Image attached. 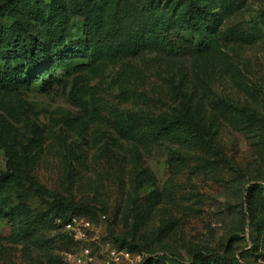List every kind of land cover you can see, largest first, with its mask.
Returning <instances> with one entry per match:
<instances>
[{
	"label": "rangeland",
	"instance_id": "1",
	"mask_svg": "<svg viewBox=\"0 0 264 264\" xmlns=\"http://www.w3.org/2000/svg\"><path fill=\"white\" fill-rule=\"evenodd\" d=\"M203 4L213 22L197 14L174 53L160 39L177 33L186 0H19L4 9L0 25L28 43L85 35L93 50L49 58L47 73L61 81L51 90L41 80L0 90V138L34 182L3 184L0 264H69L70 215L144 261L161 259L153 264H264V0ZM8 171L0 153V176ZM252 186L261 189L250 210Z\"/></svg>",
	"mask_w": 264,
	"mask_h": 264
},
{
	"label": "trees",
	"instance_id": "2",
	"mask_svg": "<svg viewBox=\"0 0 264 264\" xmlns=\"http://www.w3.org/2000/svg\"><path fill=\"white\" fill-rule=\"evenodd\" d=\"M18 1L19 0H9L4 5V7H0V15H3L5 8L10 9L11 11V7ZM28 1L30 4H37V0ZM186 3L188 13L185 15L183 22L181 23V27L177 29V33L175 35H171L170 32H167L160 39V45L166 52L174 53L181 50V41L179 40V38L182 37L181 31L189 32L194 28L195 25L193 23L197 14L205 15V22H213V20L206 14L208 12L205 5L203 4V0H186ZM202 11H204L205 14L202 13ZM15 30V26L5 28L3 25H0V90H12L18 87L27 86L40 80L43 82L45 88L51 90L53 87L60 85L61 81L54 75L47 73L46 66L50 63V59H55L58 53L64 56L65 54L72 55L77 50H84L87 53L93 50L85 35L77 39H65L57 44L49 43L46 45L38 43L37 45H34L28 43V41L24 39L22 35H19V33ZM206 44V41H202L200 44L198 43L196 48L202 50L207 46ZM188 45L189 43H186V46ZM182 122L186 125L188 131L195 132L199 135L202 134V132L199 131L189 119H185ZM153 133L160 139H166L167 136H170L169 133L159 129H154ZM0 153L4 154L9 166V171L0 176V200L3 199L5 195L3 184L6 180H24L31 187H34V182L31 176L23 175L15 168L12 162V157L1 138ZM259 189H261V186H252L247 190L246 200L250 210L254 205L253 200L255 198V194ZM38 193L40 196L51 200L55 204H61L62 208H66L68 213H72V211H74V208L71 205H69L64 199L54 192L48 191L45 188H39ZM5 214V209L1 208L0 216H4ZM11 215H14V213ZM74 217L79 216H67V218L64 220L63 227ZM66 236L72 242L74 247L75 243L73 239L67 233ZM113 244L118 248L126 249L132 253L142 254L140 251L126 247L125 244H119V240L115 241ZM154 261L159 262L161 259L149 258L142 264H153Z\"/></svg>",
	"mask_w": 264,
	"mask_h": 264
},
{
	"label": "built area",
	"instance_id": "3",
	"mask_svg": "<svg viewBox=\"0 0 264 264\" xmlns=\"http://www.w3.org/2000/svg\"><path fill=\"white\" fill-rule=\"evenodd\" d=\"M106 216L102 220H106ZM74 241L69 264H142L144 255L116 247L102 237L100 229L87 217H74L64 226Z\"/></svg>",
	"mask_w": 264,
	"mask_h": 264
}]
</instances>
